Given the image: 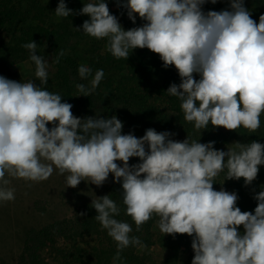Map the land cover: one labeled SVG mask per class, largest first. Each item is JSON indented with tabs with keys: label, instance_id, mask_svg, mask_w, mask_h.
Masks as SVG:
<instances>
[{
	"label": "clouds",
	"instance_id": "clouds-1",
	"mask_svg": "<svg viewBox=\"0 0 264 264\" xmlns=\"http://www.w3.org/2000/svg\"><path fill=\"white\" fill-rule=\"evenodd\" d=\"M115 2L133 24L137 16L144 23L125 30L106 0H88L79 15L89 19L76 29L106 40V50L115 59L127 60L134 49L146 48L159 56L163 68L174 66L180 83L170 84L166 92L180 101L183 118L194 129L260 128L264 14L257 22L245 0H227V9L207 12L203 6L218 0ZM54 13L65 18L75 14L65 0H58ZM37 46L35 41L22 45L29 50L35 77L46 85L48 62L37 55ZM63 55L60 51L55 63ZM78 74L81 79L92 76L90 88L76 84L80 96L86 97L105 75L103 69L93 75L83 64ZM72 108L60 94L33 81L0 75V202L15 199L6 175L42 182L58 170L67 187L76 188L81 181L101 187L112 174L121 184L124 214L136 231L155 217L162 234L188 235L194 252L191 264H264V185L254 192V212L237 206L236 192L213 187L222 172L225 180L243 178L244 185L251 186L264 166V144L235 142L227 151L217 150L215 141H178L172 139L174 133L154 128L137 138L122 133L123 123L116 115L79 118ZM130 158L140 162L130 165ZM91 205L95 219L116 242V264L125 248L141 241L130 236V223L115 218L120 208L109 195L97 197Z\"/></svg>",
	"mask_w": 264,
	"mask_h": 264
},
{
	"label": "trees",
	"instance_id": "trees-1",
	"mask_svg": "<svg viewBox=\"0 0 264 264\" xmlns=\"http://www.w3.org/2000/svg\"><path fill=\"white\" fill-rule=\"evenodd\" d=\"M223 1L218 0L216 4L206 3L203 10L207 12L226 9ZM65 2L75 13L66 18L57 17L54 13L58 0H0V75L4 76L6 71L19 61L30 59L29 50L22 45L35 41L38 45L37 55L43 56L48 62V82L43 88L60 94L62 102L71 103L73 115L76 117L83 118L84 114V118H111L116 115L123 123V134L132 133L137 136L144 134L148 128H154L158 132H176L174 139L178 141L187 137L200 140L201 143L215 141L216 149L233 141H258L264 144V113L260 116V128L255 132H249L242 127L229 131L222 127L213 128L211 125L207 129H194L191 123L184 120L180 101L166 92L170 84L180 83L174 66L163 68L159 56L146 48L134 49L127 60L115 59L107 52L106 47L102 51L106 40H97L76 29L84 20L89 19L79 15L83 3L88 0ZM106 2L111 14L114 15L119 10L126 12L125 9L117 7L115 0ZM245 7L257 22L259 15L264 14V0H245ZM143 23L137 16L135 24L129 18L120 24L128 30ZM84 41L88 44L84 51L85 57L72 53L77 45ZM60 51H63L64 55L60 57L59 63H55ZM81 64L90 67L93 75L98 69H103L105 73L95 91L88 97L83 96L84 113L74 104L75 94L78 93L76 84L83 83L90 88L92 76L87 79L80 78L78 67ZM12 75H16L18 81L19 73L16 71ZM195 78L199 79V76L195 75ZM8 79L14 80L10 76ZM36 81L40 83L37 78ZM51 126L48 125L49 128ZM214 182L215 190L223 187L229 192L237 193V206L242 211L254 212L256 201L253 195L254 192L262 190L261 186L264 185V166L259 167L257 179L251 186H245L243 178L232 180L224 186L218 177ZM121 191V184L113 181L99 196L109 195L117 203L120 215L115 218L132 225L130 236L139 237L141 244L148 247L157 245L165 253L158 259L152 254L137 253L136 248L139 245L129 246L121 252V260L116 264H191L194 256L191 248L192 238L186 234H177L175 237L162 234L156 227L155 217L146 222L140 231H136L134 222L124 214ZM91 202L92 200L82 204L70 215L28 226L24 230L22 246L15 260H8L0 255V264H44V250L55 254L58 264H113V257L117 252L116 242L95 219L97 213ZM239 230L243 232L242 226ZM74 234L94 236L95 244L90 263V258H85L83 252L80 253L77 248L63 245L64 240L74 238ZM184 245L190 247L185 254L182 252Z\"/></svg>",
	"mask_w": 264,
	"mask_h": 264
},
{
	"label": "rangeland",
	"instance_id": "rangeland-1",
	"mask_svg": "<svg viewBox=\"0 0 264 264\" xmlns=\"http://www.w3.org/2000/svg\"><path fill=\"white\" fill-rule=\"evenodd\" d=\"M223 3L228 8L227 0ZM117 16L119 22L127 19V12L119 10L114 14ZM88 44L84 41L79 43L72 53L85 57L84 51L87 49ZM106 45L103 46L104 51ZM82 61L83 58H81ZM18 72V82L33 81L37 83L35 77V66L30 59H24L17 64L12 65L8 71H6L4 77L13 78L16 80L17 76L12 75L13 72ZM37 85L43 87L41 83ZM80 93L75 94L74 104L77 105L81 111H85L82 100L83 96ZM85 115L83 114V118ZM174 133V132H173ZM175 135L172 137L174 139ZM137 135V138L142 137ZM229 145L217 150L227 151ZM139 158H130L129 164L139 163ZM118 164L122 162L117 161ZM218 179L222 186L228 184L232 180H225V173H220ZM5 179H8L10 183L8 188L14 189L15 199L8 202H0V255L8 260H15L17 257L23 240L24 230L30 225H38L48 222L55 218L64 217L72 214L82 204L89 202L101 193L106 191L110 184L113 182L112 174L109 175L107 181L101 187L92 185L81 181L76 188L67 187L65 183V177L58 174V170H55L51 177L42 182H31L23 179H15L6 175ZM157 229V228H156ZM95 244L94 236L89 234H74V238L64 240V246L74 247L82 253L85 258H90L89 263L92 261L93 245ZM189 246L184 245L182 252L185 254ZM137 253L139 254H152L156 258H161L165 251L159 246L148 247L144 244L137 246ZM44 258V264H58L59 261L54 257L55 254H51L50 250H44L42 252Z\"/></svg>",
	"mask_w": 264,
	"mask_h": 264
}]
</instances>
